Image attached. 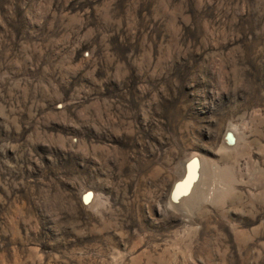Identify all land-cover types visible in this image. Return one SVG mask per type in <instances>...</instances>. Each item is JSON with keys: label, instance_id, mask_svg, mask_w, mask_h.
Wrapping results in <instances>:
<instances>
[{"label": "rangeland", "instance_id": "1", "mask_svg": "<svg viewBox=\"0 0 264 264\" xmlns=\"http://www.w3.org/2000/svg\"><path fill=\"white\" fill-rule=\"evenodd\" d=\"M0 264H264V0H0Z\"/></svg>", "mask_w": 264, "mask_h": 264}, {"label": "bare ground", "instance_id": "2", "mask_svg": "<svg viewBox=\"0 0 264 264\" xmlns=\"http://www.w3.org/2000/svg\"><path fill=\"white\" fill-rule=\"evenodd\" d=\"M236 135V134H235ZM231 138H233L232 135H230ZM199 172H198V163L196 161H191L189 164L187 163L186 166V175L185 179L178 183L173 191L172 197L176 200L178 199L184 191H186L188 188L190 190V186L192 183L198 178ZM195 183V182H194ZM196 184V183H195ZM193 186V185H192ZM187 192V191H186ZM90 199V198H89ZM180 201V200H179Z\"/></svg>", "mask_w": 264, "mask_h": 264}]
</instances>
